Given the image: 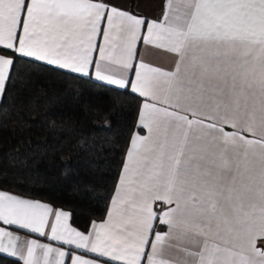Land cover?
<instances>
[{"label":"snow or ice","instance_id":"snow-or-ice-1","mask_svg":"<svg viewBox=\"0 0 264 264\" xmlns=\"http://www.w3.org/2000/svg\"><path fill=\"white\" fill-rule=\"evenodd\" d=\"M161 7L149 19L109 0H0V97L17 54L84 76L94 66L143 98L147 130L131 136L107 219L87 234L67 212L0 190L3 225L70 246L32 239L25 254L0 227V252L23 264H264V0ZM141 41L174 67L137 62Z\"/></svg>","mask_w":264,"mask_h":264},{"label":"trees","instance_id":"trees-1","mask_svg":"<svg viewBox=\"0 0 264 264\" xmlns=\"http://www.w3.org/2000/svg\"><path fill=\"white\" fill-rule=\"evenodd\" d=\"M142 98L33 58L15 57L0 98V189L70 213L82 231L106 216ZM103 125V127H102ZM0 264H21L0 253Z\"/></svg>","mask_w":264,"mask_h":264},{"label":"crops","instance_id":"crops-1","mask_svg":"<svg viewBox=\"0 0 264 264\" xmlns=\"http://www.w3.org/2000/svg\"><path fill=\"white\" fill-rule=\"evenodd\" d=\"M109 2L115 4L117 7H120V8L126 9V10H131L134 13H139L141 16L148 17L149 19H158L162 14V7L161 6L163 3V0H109ZM102 42L103 41H102V37H101L98 40V44H100ZM96 58L98 59V52L96 54ZM139 61H143L145 63H148L151 66L162 67L165 70H171L174 67L175 56H174V54L167 53L164 50L156 49L154 46L144 45L141 41L137 45V62H139ZM104 70L107 73L116 75L117 77H119L121 75V70L116 65H107ZM89 75L91 77H93L94 79H96L94 66L92 68H90ZM129 78L134 79V75L129 74ZM142 102H143V98H142L140 107L142 105ZM139 110H140V108H139ZM138 114H139V112H138ZM137 124L139 126L138 118H137ZM140 128H142V127H140ZM137 133L140 135H147V130L142 128V131H134L133 132V134H137ZM129 147H130V142H129L128 148ZM126 152H127V150H126ZM125 159H126V153L124 156V160ZM123 163H124V161H123ZM122 166H123V164H122ZM121 170H122V167H121ZM121 170H120V172H121ZM0 190H3V189H0ZM4 191H7V190H4ZM7 192H9L10 194H13V195H17V196L24 198V199H29V200L38 201L41 203L48 204L53 209V215L56 211L67 212L69 214L68 223L73 228L77 229L78 231L84 232L85 234H87L89 231H91V226L93 223H97V224L103 223L107 219V212H106V216L104 217V219L93 221L91 223V226H90L88 231H82L70 222V213L67 210L60 208V207H55V206H53V205H51L45 201H42V200L23 196V195L16 194V193H13L10 191H7ZM113 194H114V192H113ZM109 206H110V204H109ZM51 218L52 217H50V220H51ZM0 227L5 228V230L12 231L15 236L19 237V240L17 242V247H18V249H22L25 252V254H26V243H27V241L32 240V239H35L40 243L51 244L53 247H60L66 251L69 250V248H70V246L63 245L62 243L51 241L50 239L47 238V236H40L37 233H32L30 230H25V229L19 228L18 226L3 225L2 222H0ZM45 231H46V233L50 232V228H46ZM258 246H259V242H258ZM0 253L9 255L8 253H5V252H0ZM78 254L83 255L84 253H78ZM13 257L20 259L19 256H13ZM87 258H92V257L89 255ZM20 261H21V264H23V261L21 259H20ZM66 264H70V261H66Z\"/></svg>","mask_w":264,"mask_h":264}]
</instances>
